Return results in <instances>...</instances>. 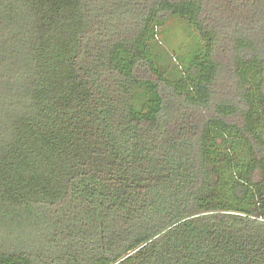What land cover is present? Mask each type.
Wrapping results in <instances>:
<instances>
[{
  "label": "trees",
  "instance_id": "trees-1",
  "mask_svg": "<svg viewBox=\"0 0 264 264\" xmlns=\"http://www.w3.org/2000/svg\"><path fill=\"white\" fill-rule=\"evenodd\" d=\"M0 264H264V0H0Z\"/></svg>",
  "mask_w": 264,
  "mask_h": 264
},
{
  "label": "rangeland",
  "instance_id": "rangeland-1",
  "mask_svg": "<svg viewBox=\"0 0 264 264\" xmlns=\"http://www.w3.org/2000/svg\"><path fill=\"white\" fill-rule=\"evenodd\" d=\"M189 26V27H188ZM179 18L171 19L165 26L159 27L156 31L155 40L151 41L146 51H151L154 61L159 65L172 79H175L179 63L178 56L191 51V42L199 39L195 30H192L189 24ZM154 42V43H153ZM153 43V44H152ZM194 53V52H193ZM190 56L185 54L184 58ZM143 98H140L141 105Z\"/></svg>",
  "mask_w": 264,
  "mask_h": 264
}]
</instances>
